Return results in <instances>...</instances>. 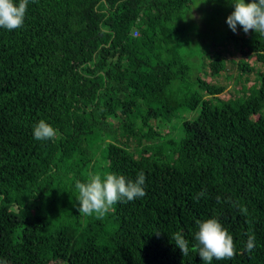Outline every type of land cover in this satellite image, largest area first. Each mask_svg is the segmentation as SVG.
I'll list each match as a JSON object with an SVG mask.
<instances>
[{
  "label": "trees",
  "instance_id": "trees-1",
  "mask_svg": "<svg viewBox=\"0 0 264 264\" xmlns=\"http://www.w3.org/2000/svg\"><path fill=\"white\" fill-rule=\"evenodd\" d=\"M209 1L29 0L0 28V264H205L210 218L236 246L211 264H264V35L233 33V0ZM229 44L256 58L231 60L257 77L232 94L215 81ZM40 120L54 140L34 139ZM139 171L144 197L78 212L76 181Z\"/></svg>",
  "mask_w": 264,
  "mask_h": 264
},
{
  "label": "clouds",
  "instance_id": "clouds-1",
  "mask_svg": "<svg viewBox=\"0 0 264 264\" xmlns=\"http://www.w3.org/2000/svg\"><path fill=\"white\" fill-rule=\"evenodd\" d=\"M29 0H0V28L12 31L22 27L27 12ZM234 10L227 17L226 23L233 33L238 26L245 34L251 32L264 35V0H233ZM33 137L36 140H54L57 130L44 120H40L33 128ZM146 174L137 173L136 179H128L123 174L108 172L106 174L90 175L85 182L76 181L78 191V212L86 216L95 215L102 218L108 214L117 203L131 202L146 195ZM204 192L197 194V199ZM198 231L195 234L197 244L194 250L205 264H211L213 259L230 260L236 255V246L232 234L217 218L197 221ZM179 248L183 256L189 254V242L181 232H176L170 238ZM255 246V237L249 236L246 250L252 251Z\"/></svg>",
  "mask_w": 264,
  "mask_h": 264
},
{
  "label": "rangeland",
  "instance_id": "rangeland-1",
  "mask_svg": "<svg viewBox=\"0 0 264 264\" xmlns=\"http://www.w3.org/2000/svg\"><path fill=\"white\" fill-rule=\"evenodd\" d=\"M208 7L211 6V2L208 0L207 3ZM226 24V23H225ZM224 30V29H223ZM205 33V31H202ZM134 34V33H133ZM213 34H217L216 32H213ZM203 41V40H202ZM201 41V43H202ZM228 52L226 54L227 57V71L220 77L217 81L221 85H225L227 88L226 93L231 92L235 93L236 91L240 90L242 87H251L254 85L257 81V77L254 74H246V75H241L240 72L238 71L237 67L231 62V60L234 61H247L251 65H255V60L256 58L254 56L250 57L249 59H244L243 56H241L240 53L236 52L233 48V45L229 44L227 46ZM215 50V49H213ZM227 93V94H228ZM133 144V143H132ZM135 147V145H132ZM136 156V155H135Z\"/></svg>",
  "mask_w": 264,
  "mask_h": 264
},
{
  "label": "built area",
  "instance_id": "built-area-1",
  "mask_svg": "<svg viewBox=\"0 0 264 264\" xmlns=\"http://www.w3.org/2000/svg\"><path fill=\"white\" fill-rule=\"evenodd\" d=\"M134 36H136L137 35V33L136 32H134V34H133Z\"/></svg>",
  "mask_w": 264,
  "mask_h": 264
}]
</instances>
